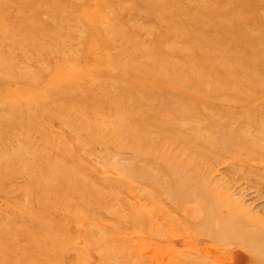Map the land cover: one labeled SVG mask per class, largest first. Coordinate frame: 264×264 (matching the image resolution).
<instances>
[{
  "label": "rangeland",
  "instance_id": "1",
  "mask_svg": "<svg viewBox=\"0 0 264 264\" xmlns=\"http://www.w3.org/2000/svg\"><path fill=\"white\" fill-rule=\"evenodd\" d=\"M0 264H264V0H0Z\"/></svg>",
  "mask_w": 264,
  "mask_h": 264
}]
</instances>
